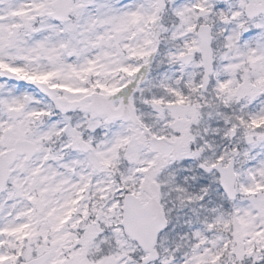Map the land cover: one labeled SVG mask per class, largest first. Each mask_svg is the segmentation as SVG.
<instances>
[{
	"label": "snow or ice",
	"instance_id": "snow-or-ice-1",
	"mask_svg": "<svg viewBox=\"0 0 264 264\" xmlns=\"http://www.w3.org/2000/svg\"><path fill=\"white\" fill-rule=\"evenodd\" d=\"M0 264H264V0H0Z\"/></svg>",
	"mask_w": 264,
	"mask_h": 264
}]
</instances>
